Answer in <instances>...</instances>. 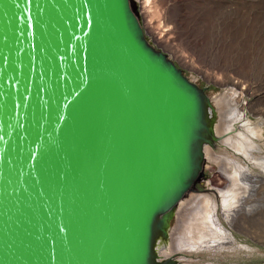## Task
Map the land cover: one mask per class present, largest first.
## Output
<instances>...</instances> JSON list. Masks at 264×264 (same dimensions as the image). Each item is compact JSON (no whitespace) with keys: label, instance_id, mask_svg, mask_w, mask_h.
I'll use <instances>...</instances> for the list:
<instances>
[{"label":"water","instance_id":"water-1","mask_svg":"<svg viewBox=\"0 0 264 264\" xmlns=\"http://www.w3.org/2000/svg\"><path fill=\"white\" fill-rule=\"evenodd\" d=\"M215 123L136 0H0V264H177Z\"/></svg>","mask_w":264,"mask_h":264},{"label":"rangeland","instance_id":"rangeland-1","mask_svg":"<svg viewBox=\"0 0 264 264\" xmlns=\"http://www.w3.org/2000/svg\"><path fill=\"white\" fill-rule=\"evenodd\" d=\"M136 1L144 29L156 47L166 52L189 77L193 75L199 85H208L213 95L231 94L230 88L234 87L233 98L237 100L233 103L245 106L251 121L264 120V0ZM214 149L223 152L218 146ZM228 153L243 165L247 164L243 155ZM258 169L254 167L255 172ZM217 171L215 164L206 165L205 185ZM207 188L210 187L207 185ZM175 222L176 218L173 225ZM234 234L257 250L252 258L239 259L237 264H264V244L236 230ZM219 258L200 254L192 259V264L212 260L215 264L234 263V260Z\"/></svg>","mask_w":264,"mask_h":264},{"label":"bare ground","instance_id":"bare-ground-1","mask_svg":"<svg viewBox=\"0 0 264 264\" xmlns=\"http://www.w3.org/2000/svg\"><path fill=\"white\" fill-rule=\"evenodd\" d=\"M231 83L237 85L233 80ZM230 89L231 94H212L217 138L214 147L223 152L208 145L204 154L207 166H218L217 174L207 183L209 192H192L178 204L170 243L160 249L162 256L178 257L177 264H192L200 254L215 260H234L233 264L252 258L256 248L237 239L234 230L264 244V120L251 121L245 106L233 103L235 88ZM228 151L243 155L247 164Z\"/></svg>","mask_w":264,"mask_h":264}]
</instances>
